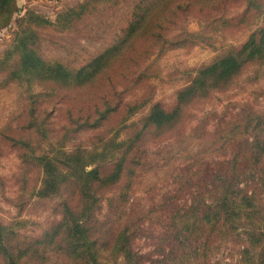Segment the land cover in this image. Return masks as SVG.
<instances>
[{"label": "trees", "instance_id": "trees-1", "mask_svg": "<svg viewBox=\"0 0 264 264\" xmlns=\"http://www.w3.org/2000/svg\"><path fill=\"white\" fill-rule=\"evenodd\" d=\"M128 1L87 0L55 22L29 14L0 58V87L26 86L16 126L0 132V145L17 153V194L25 198L18 207L56 200L36 235L16 232L17 219L0 220L4 264H208L224 237H237L240 219L264 251V107L246 100L210 123L214 109L203 112L198 102L249 67L264 73V0ZM231 6L237 14H228ZM15 11V0H0V29ZM113 27V39L79 65L40 52V30ZM251 27L192 70L171 105L153 100L161 56ZM56 99L92 103L66 107L57 122ZM143 179L144 196L130 200ZM152 180L161 182L157 194Z\"/></svg>", "mask_w": 264, "mask_h": 264}, {"label": "rangeland", "instance_id": "rangeland-1", "mask_svg": "<svg viewBox=\"0 0 264 264\" xmlns=\"http://www.w3.org/2000/svg\"><path fill=\"white\" fill-rule=\"evenodd\" d=\"M85 1L87 0H15L16 11L13 13L9 23L0 29V58L12 44L15 33L18 32L20 27L25 25L24 19L26 20L29 14H36L45 20L55 22L60 14L68 9L76 8ZM129 2L131 1L124 0L123 4L127 6ZM126 6L121 7L116 12L118 18L125 12ZM234 9H236L235 6H231L228 14H237V12L234 13L236 11ZM197 23L195 20H190L187 26L190 30L196 31L199 28ZM116 24L117 21L113 26ZM252 29L254 28L231 29L226 34L214 32L212 34L214 40L212 41L214 42L212 46L199 43L187 49L171 50L161 56L158 61L160 76L154 83L153 100L161 102L165 107L171 105L175 91L184 82H187L192 70H195L199 65L214 57L224 44L235 45L243 41ZM39 33L40 37H42L40 52L44 58H64L72 61L75 65H79L96 53L107 42L111 41L117 30L116 27L107 28L104 31L86 28L85 33L76 35L75 33L57 32L49 28L43 31L40 30ZM258 71L256 72L254 68L249 67L225 91L212 93L206 100L198 101L204 102L199 106H202L203 112L214 109L215 115L212 117L210 115L208 119L210 123L216 119V116H227L235 112L239 104L246 100L257 108L264 107V73ZM2 79L3 77L0 75V82H2ZM4 84V87H0V132L2 126L11 122L13 127L16 126L17 112H19L23 102H27V100H24L26 86L22 82L7 81ZM66 100L68 101V99ZM52 102H59L54 104V120L57 122L65 120L66 114L64 111L66 107L72 111L71 107L87 106L92 103L65 102L62 99H56ZM56 108L59 110L57 111ZM88 135L89 133L87 135L84 134V138L79 139L85 141ZM2 144L4 143L0 145V220L6 224L10 220L17 219L19 224L13 222V229L16 232L22 236L36 235L53 218L56 200H37L35 198L33 199L35 202L32 203L30 201L29 206L26 203L24 210L18 207L21 202L25 201V198H20L17 194L20 190L18 177H14L18 165L17 153L15 150ZM228 155L229 151L224 157H229ZM153 174L150 172V176ZM31 175L33 176V174ZM151 182L155 186L154 193L157 194L161 182L156 183L155 180ZM144 184L145 181L143 179L141 185L131 195L130 200L144 196L142 195ZM247 189L249 190V188ZM262 200L264 208V196H262ZM241 221V219L238 221V229L232 234L237 233V237H224L222 239L224 242L211 255L208 264H264L263 244L257 246L251 245L248 236L243 234V232H250L244 231L249 229V225H242L240 224ZM24 239L26 241L29 238L25 237ZM138 246L141 247L142 251L147 250V247L143 244L138 243ZM0 264H4L1 259ZM114 264H123V262L118 260Z\"/></svg>", "mask_w": 264, "mask_h": 264}]
</instances>
